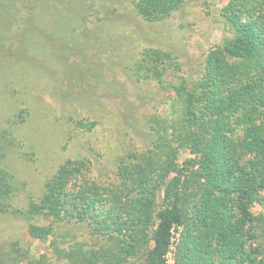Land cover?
<instances>
[{
	"label": "trees",
	"instance_id": "obj_1",
	"mask_svg": "<svg viewBox=\"0 0 264 264\" xmlns=\"http://www.w3.org/2000/svg\"><path fill=\"white\" fill-rule=\"evenodd\" d=\"M37 1L0 0V64L28 58L25 41L37 40ZM61 1L62 10L80 15L91 33L93 23L115 18L109 0ZM132 2L138 17L157 24L186 0ZM221 11L228 34L211 48L197 80L180 74L175 51L156 44L127 66L137 82L174 89L182 112L151 119L154 147L137 154L140 161L121 165V183L90 180L88 161L69 159L30 203L29 234L58 260L169 264L182 226L176 264H264V0H230ZM14 139L0 128V211L19 190L4 165ZM68 217L87 223L98 240L64 245L58 223ZM23 262L54 264L47 253L34 257L17 241L0 239V264Z\"/></svg>",
	"mask_w": 264,
	"mask_h": 264
},
{
	"label": "rangeland",
	"instance_id": "obj_2",
	"mask_svg": "<svg viewBox=\"0 0 264 264\" xmlns=\"http://www.w3.org/2000/svg\"><path fill=\"white\" fill-rule=\"evenodd\" d=\"M109 1L114 20L93 23L91 33L80 15L62 10L64 1L38 0L37 40L25 41L28 58L0 64V128L15 138L4 165L19 188L10 208L0 211V239L17 241L34 257L47 253L54 264L67 262L29 234V206L43 195L47 180L67 160L86 159L88 179L120 184L121 165L140 161L137 154L154 147L151 119L182 112L174 89L137 82L127 66L145 46L156 44L175 51L180 74L197 80L211 48L228 34L221 10L230 0H186L157 24L138 17L132 0ZM58 230L68 247L98 240L77 219L65 218ZM182 230H175L169 264H176Z\"/></svg>",
	"mask_w": 264,
	"mask_h": 264
}]
</instances>
